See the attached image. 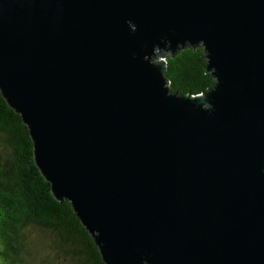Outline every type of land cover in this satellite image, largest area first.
I'll use <instances>...</instances> for the list:
<instances>
[{"label":"water","instance_id":"1","mask_svg":"<svg viewBox=\"0 0 264 264\" xmlns=\"http://www.w3.org/2000/svg\"><path fill=\"white\" fill-rule=\"evenodd\" d=\"M0 97L102 264H264V0H0Z\"/></svg>","mask_w":264,"mask_h":264},{"label":"trees","instance_id":"2","mask_svg":"<svg viewBox=\"0 0 264 264\" xmlns=\"http://www.w3.org/2000/svg\"><path fill=\"white\" fill-rule=\"evenodd\" d=\"M211 84L199 47L185 48L169 58L171 93L195 96ZM0 148V257L31 263L23 240L24 229L31 227L54 233L55 248L72 264H102L69 204L51 197L49 185L33 165L27 130L1 97Z\"/></svg>","mask_w":264,"mask_h":264},{"label":"rangeland","instance_id":"3","mask_svg":"<svg viewBox=\"0 0 264 264\" xmlns=\"http://www.w3.org/2000/svg\"><path fill=\"white\" fill-rule=\"evenodd\" d=\"M0 151L1 148H0ZM27 264H72L70 258L62 255L54 246L55 235L52 232L37 228H25L23 231ZM0 264H18L16 261L0 257Z\"/></svg>","mask_w":264,"mask_h":264}]
</instances>
